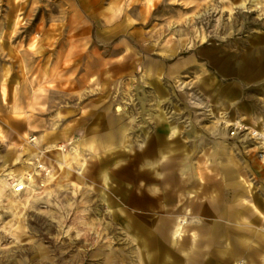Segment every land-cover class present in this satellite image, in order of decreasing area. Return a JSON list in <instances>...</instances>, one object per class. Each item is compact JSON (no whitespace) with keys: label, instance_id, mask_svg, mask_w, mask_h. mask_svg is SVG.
I'll list each match as a JSON object with an SVG mask.
<instances>
[{"label":"rangeland","instance_id":"374dc122","mask_svg":"<svg viewBox=\"0 0 264 264\" xmlns=\"http://www.w3.org/2000/svg\"><path fill=\"white\" fill-rule=\"evenodd\" d=\"M239 1L0 0V264H185L144 247L133 223L170 245L163 225L192 218L189 200L223 202L225 184L264 211L250 133L264 131V0ZM26 158L43 167L16 195L3 174ZM253 223L261 241L244 254L260 263Z\"/></svg>","mask_w":264,"mask_h":264},{"label":"crops","instance_id":"0c3cea01","mask_svg":"<svg viewBox=\"0 0 264 264\" xmlns=\"http://www.w3.org/2000/svg\"><path fill=\"white\" fill-rule=\"evenodd\" d=\"M155 61L157 60H154L153 58L148 59V62L151 66L156 65ZM133 64L134 63L128 64L127 61L124 60L117 65V68L119 70L132 68ZM166 68L168 72H172L175 67L167 66ZM3 89L2 93H5ZM4 97L2 95V98ZM156 115L157 117L158 115L162 116L161 112H157ZM90 129L92 133L95 132L94 127ZM69 130L70 124H66L59 131L57 136L52 139L54 141L53 144L55 145L56 141L59 139L68 140L70 138ZM174 131L175 129L172 128V132ZM88 139L89 140L87 141H90V143H88L92 146L95 136L91 135ZM222 145L224 144H218V147L223 148ZM123 147L129 150L127 144L123 145ZM60 152L62 153V148ZM94 155L96 156L97 153H94ZM222 174L225 175L224 177L226 181L235 179L238 175H240L237 169H231V172L228 170L225 172L222 171L221 175ZM225 185L231 188V194L229 196L231 197V207H228L229 197H227V194L224 195V198L222 199L223 202H221L220 199V203H217L214 199H211L212 197L210 196L200 197L199 202L189 200L188 210L191 213L190 217L192 218L182 223L180 220H172L171 222H167L163 225L164 228H166L168 224L171 225L172 229L170 232V245H167L165 240L161 239L159 236L163 245L161 248L159 242L154 240L153 235L151 236L147 231L148 222L146 223L145 221H136L133 223V226L139 229L138 233L145 238V240L143 238L144 247L149 250H152V248H159V250L161 249L160 252L164 255V257L171 252L175 253L176 256L174 258L176 260H184L185 264H229V260L234 261L235 264H244V261L240 260L243 259L244 256L247 257L245 264H264V253L261 254L260 263H255L253 261V257L251 256L252 254L250 256L249 254H244L245 249L250 248L252 244H257L258 238L259 242L261 241V237L257 236V234H254V232L258 233V231L261 229L258 224L253 223L254 220L264 221V211L261 210L260 202L252 195V200L256 206L251 203L246 205L242 201L243 193L241 194V198L238 194L236 197L234 196L235 187L228 184ZM240 213L249 215L252 218V224H245L249 227L246 229L247 231L245 229H241L244 224L238 223L229 225L228 221L226 220L227 218L232 219L236 216L239 217ZM220 217H223L224 219ZM218 218H220V220ZM177 227L181 230L180 235H177L175 232ZM161 236L163 237V235Z\"/></svg>","mask_w":264,"mask_h":264},{"label":"bare ground","instance_id":"6f19581e","mask_svg":"<svg viewBox=\"0 0 264 264\" xmlns=\"http://www.w3.org/2000/svg\"><path fill=\"white\" fill-rule=\"evenodd\" d=\"M241 2H242V0H240L237 3L240 4ZM259 2H260V0H255L256 4H258ZM116 109L119 110L120 107L117 106ZM157 118L163 120L162 119L163 117L161 115H158ZM223 121L226 122L227 125L236 124L237 123V121H232V120L225 119V118H224ZM239 126H241V125H236L235 127H239ZM250 133L256 136V139H257V146L256 147L258 149H260V151H261V153L258 155V156H260L259 161L262 163V162H264V131H257L256 129H251ZM34 141H35V139H34ZM60 150L61 149H59L57 147L56 151H55V153L53 155L55 161L58 164L62 163L63 155H64L63 153L60 152ZM94 157H95V155H94ZM25 161H26L27 165H25V166L22 165L23 172H16V170H14L13 168H9V169L7 168L8 169L7 171L4 170L6 172L3 174V176H4V178H3V186H5V185L9 186L11 188V192L13 194H16V195H20V194L23 193V191H26V190L27 191L28 190H32L33 191V189H34L33 186L36 184L35 181H34V175L39 172V171L36 170V167L37 166L38 167H43V165L39 162L38 158H36L34 161H29L28 158H26V159L23 160V162H25ZM13 162H17V158L16 157L13 159ZM84 168H85V165L83 164L81 166L80 170H79V174H81L84 171ZM42 170H44L46 173H49V169L46 170V167H44V169H42ZM49 175H52V174H49ZM100 177L103 180V182L106 181V170L105 169H102ZM17 184H22L23 187H24L23 191L20 192V193H17V192L14 191V187Z\"/></svg>","mask_w":264,"mask_h":264},{"label":"built area","instance_id":"2783aa9c","mask_svg":"<svg viewBox=\"0 0 264 264\" xmlns=\"http://www.w3.org/2000/svg\"><path fill=\"white\" fill-rule=\"evenodd\" d=\"M260 153H261V151H260V149H258V155H259ZM259 158H260V156H259ZM262 164H264V162H262ZM23 189H24V187H23L22 184H17V185H15V187H14V191L17 192V193L22 192Z\"/></svg>","mask_w":264,"mask_h":264}]
</instances>
